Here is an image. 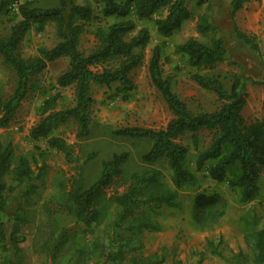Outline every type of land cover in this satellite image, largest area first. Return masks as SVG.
I'll return each instance as SVG.
<instances>
[{"label": "trees", "instance_id": "trees-1", "mask_svg": "<svg viewBox=\"0 0 264 264\" xmlns=\"http://www.w3.org/2000/svg\"><path fill=\"white\" fill-rule=\"evenodd\" d=\"M250 1H230L233 21ZM14 2H20L18 13L10 11ZM34 3L35 0H0V19L11 14L15 18L9 32L0 35V58L13 69L17 78L10 96L5 100L0 98V128L10 125L22 102L36 88L34 79L49 63L67 58V69L57 77L55 87H72L74 104L56 109L55 97L46 100L39 109L40 119L32 127L30 137L34 141L46 139L50 149L64 153L69 162H76L73 146L53 132L72 119L77 123V138L89 135L91 108L95 102L93 85L117 84L123 99L131 98L136 89L131 73L143 63L152 36L149 28L140 23L150 20L154 22L156 34L167 39L196 16L197 33L210 36L209 40L190 37L176 44L173 53L186 58L193 69L191 78L203 89L215 93L221 102L214 111L191 110L176 91L173 76L163 68L167 41L156 44L149 62L151 83L162 95L173 117L162 129L128 126L115 134L149 139L151 147L142 155V161L146 164L163 162L166 170L152 167L126 175L123 164L128 154L123 152L103 160L100 176L85 186L83 165L78 163L77 173L69 183L60 185L56 206L62 216L81 224L79 233L90 237V249L72 247L63 253L66 238L62 235L58 239L51 231L44 235L38 249L51 255V264H70L72 259L76 264L88 261L91 264H161L163 259L157 253L146 255L134 243L145 232L160 231L158 219L163 208H180L181 191L197 183L195 170L190 166V146L178 141L187 134L196 140L197 132L213 131L207 148L196 146V168L202 169L207 162L213 161L207 167L213 180L227 182L237 191L243 204L259 198L264 172V118L247 122L243 115L248 98L246 78L237 72L216 71L221 63L229 60V52L220 28L212 21L211 0H94V6L58 0L57 6L49 8ZM198 8L201 11L195 15ZM158 14L160 16L155 17ZM94 22L95 46L86 53L80 49L81 37ZM50 23L55 25L58 41L51 47H38L34 54H25L22 43L27 35L32 30L45 31ZM234 36L259 52L257 43L236 23ZM36 149L38 152L28 155L18 154L14 143L0 135V264H12L7 255L9 242L15 255L22 251L21 226L27 223L25 214L17 213L12 230L7 231V195L18 191L25 206L31 207L44 190L45 153L38 146ZM40 162H43L41 166ZM208 197H203L206 200L198 202L199 206L207 209L211 200L206 201L219 196ZM114 208L117 211L111 217ZM197 212L193 213L195 218ZM248 216L247 213L243 218L245 242L252 252L253 263L264 264V228H257L258 220ZM53 236L57 242H51ZM61 251L63 256H60Z\"/></svg>", "mask_w": 264, "mask_h": 264}, {"label": "rangeland", "instance_id": "rangeland-1", "mask_svg": "<svg viewBox=\"0 0 264 264\" xmlns=\"http://www.w3.org/2000/svg\"><path fill=\"white\" fill-rule=\"evenodd\" d=\"M58 0H35V5L43 8L57 5ZM231 0H211V18L221 30L229 52V60L221 63L217 72H237L247 80V104L243 115L247 122L264 118V0H254L256 8L246 7L240 11L235 21L230 16ZM259 13L253 14V11ZM200 8L194 14L200 12ZM156 15L155 17H159ZM13 15L3 16L0 19V35L9 32L14 19ZM235 23L251 37L258 45L259 52L250 46L239 42L234 36ZM93 23L81 38L80 49L86 53L95 46L92 31ZM149 28L151 41L145 49L143 63L132 71L131 78L135 83V91L129 100L123 99L118 93V85L110 87L93 85L92 95L95 99L92 105V123L90 133L84 139L76 136L77 123L70 119L67 123L53 132L73 146L72 155L76 162H69L64 153L50 149L47 140L34 141L30 131L39 119V109L44 102L55 97V108L64 109L74 104L72 87L58 90L55 87L57 77L67 69L68 60L59 59L49 63L47 69L34 79L36 88L30 93L17 110L10 125L0 128V135L14 143L18 154L28 155L38 152V146L45 153V186L38 194L36 203L26 207L18 191L7 195L8 207L5 215L7 231L13 228L14 217L21 213L27 218V223L21 226V235L24 241L20 243L22 251L14 254L9 242V251L12 264H51L50 254L38 251L44 240V235L51 231L57 234L58 239L64 235L66 244L62 251L78 247L88 251L91 239L79 233L81 224L64 217L56 206V197L62 183H69L71 177L77 173L78 163L83 165V180L85 186L92 184L101 174L102 161L111 159L115 154L127 153L128 159L123 164L124 174L130 175L152 167L166 170L163 162L146 164L142 155L151 147L147 138H127L118 136L115 131L128 126H140L151 129L165 128L173 117L160 92L152 85L149 62L152 48L163 40L167 41L166 52L162 59L166 73L173 76L176 91L195 111H214L221 102L215 93L200 87L192 78L193 69L188 65L186 58L173 53L174 46L190 37L200 40H209L196 31V16L184 23L182 28L172 37L162 39L156 34L153 20L140 23ZM58 41L56 28L50 23L43 32H30L22 43L25 54H34L40 46L51 47ZM16 74L13 69L2 62L0 58V98L7 99L16 87ZM213 131L201 130L197 132L196 140L191 134L181 137L178 141L189 145L190 166L197 175V183L181 191V207L178 209L163 208L159 217L161 230L145 232L134 243V246L144 254L157 253L162 259L161 264H254L252 252L245 242L244 216L248 213L250 219H257V228H264V172L261 179V194L251 203L243 204L239 200L236 190L228 186L227 182H217L208 174L207 167L213 161L207 162L205 167L197 169L196 146L207 148L212 139ZM197 141V143H196ZM93 155L90 160L88 156ZM43 162L39 163V166ZM38 166V167H39ZM219 197L209 199L210 205L206 208L198 202L205 201L203 197L210 195ZM208 210V211H206ZM116 209L111 210L114 217ZM198 211L197 218L193 215ZM222 211L221 215L220 212ZM201 215L202 218L199 219ZM54 236L52 243L55 241ZM211 242L209 245L208 243ZM61 251V253H62ZM60 256H63V253ZM244 255V256H243ZM63 260H65L62 257ZM70 264H76L72 259ZM86 264H91L88 261Z\"/></svg>", "mask_w": 264, "mask_h": 264}, {"label": "crops", "instance_id": "crops-1", "mask_svg": "<svg viewBox=\"0 0 264 264\" xmlns=\"http://www.w3.org/2000/svg\"><path fill=\"white\" fill-rule=\"evenodd\" d=\"M75 1V3H77V4H90V5H92V6H94V0H74ZM252 1H254V0H252ZM252 1H250V2H248L240 11H242V10H244L246 7H251V6H253L254 7V9L256 8V5H255V2H253V4H252ZM57 5H58V1H57ZM57 5H55V6H57ZM52 7H54V6H52ZM47 8H49V7H47ZM263 10H264V3H263ZM239 11V12H240ZM238 12V13H239ZM237 13V14H238ZM253 14H256V13H259V11L258 12H256L255 10L252 12ZM31 32H35L34 30H32ZM84 35V34H83ZM83 35H82V37H83ZM81 37V38H82ZM92 39H94V37L92 38ZM81 43V42H80ZM60 59H62V58H60ZM64 59H67V58H64ZM59 60V59H58ZM68 60V59H67ZM57 61V60H56ZM60 89H63V88H58V90H60ZM8 245H9V243H8Z\"/></svg>", "mask_w": 264, "mask_h": 264}, {"label": "built area", "instance_id": "built-area-1", "mask_svg": "<svg viewBox=\"0 0 264 264\" xmlns=\"http://www.w3.org/2000/svg\"><path fill=\"white\" fill-rule=\"evenodd\" d=\"M19 5H20V2H14V3L10 6V11H11V13H18V11H19Z\"/></svg>", "mask_w": 264, "mask_h": 264}]
</instances>
